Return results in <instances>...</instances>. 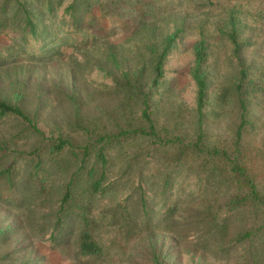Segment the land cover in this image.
<instances>
[{"label": "rangeland", "instance_id": "obj_1", "mask_svg": "<svg viewBox=\"0 0 264 264\" xmlns=\"http://www.w3.org/2000/svg\"><path fill=\"white\" fill-rule=\"evenodd\" d=\"M22 1L55 40L37 48L13 17L16 0H0V96L39 129L0 118V171L11 173L0 177V264H154L155 253L167 264H264V0H61L52 13L47 0ZM178 30L155 86L158 54ZM200 40L208 90L198 146ZM146 97L154 134L140 132L150 131ZM241 99L248 115L237 145ZM59 138L78 155L52 153ZM215 149L238 159L261 201ZM92 167L105 172L104 192L88 190ZM84 230L102 255L81 253Z\"/></svg>", "mask_w": 264, "mask_h": 264}, {"label": "trees", "instance_id": "obj_2", "mask_svg": "<svg viewBox=\"0 0 264 264\" xmlns=\"http://www.w3.org/2000/svg\"><path fill=\"white\" fill-rule=\"evenodd\" d=\"M61 3V0H47V10L48 12L52 13L56 9V7ZM74 5H69L68 10H73ZM22 16V17H21ZM14 19H17L18 21H21L22 23V33L24 34L25 39H33L35 42V45L37 48L41 49L48 41L55 40V37L53 36V31L48 29L45 24H42V18L43 15L41 12L37 9H32L28 7V4H25L22 0H16V9L14 13ZM20 18V19H19ZM239 29L238 24L234 19L231 20V29L228 33L229 38L233 42V44L236 46V48H239L241 46V43L239 42ZM180 35V31L173 32L169 37L166 43L164 44L163 50L158 54L157 61L155 64V76L153 79V85H158L161 82L162 77L164 76V62L166 57L168 56L169 52L174 48V45L176 43V40L178 36ZM39 40H43L42 45H39ZM196 65L193 70V75L197 83V110L199 113L198 118V139L196 141V144L199 146L200 142L203 139L204 131H203V108L205 105L206 97H207V90H208V82L206 79L205 74L201 70V65L204 62L206 58V46L203 40L198 41L196 44ZM242 74H245V70H242ZM242 87L241 83H238V88L240 89ZM240 109H241V122L238 125L236 135H237V145L239 144L242 135H243V129L247 123V115H248V108L247 104L244 99H241L240 101ZM150 110V103L147 99V97L144 99V109H143V117L148 121L150 131H140L144 134H154L155 132V123L153 120V117L151 115ZM17 116L24 121L28 122L31 127H33L36 131H39L38 127L36 126L34 120L32 117L24 110V108L17 102H12L7 98L0 96V118L4 116ZM101 139L100 141H102ZM89 145L84 146L85 154L87 153ZM70 147L71 150L78 155V147L74 145V143L70 139L65 138H59L58 141H56L52 145V153H60L64 148ZM7 149L5 146L0 145V151H4ZM216 154H222L225 158H227L232 164H233V170L238 174V178L242 180L243 183L248 185L250 187V197L254 201H261V197L259 196L256 185L254 181L247 175L246 170L241 165V163L238 161L237 158L231 157V155L227 151H221L219 149H215L212 151ZM97 160L102 164L103 169L105 170V167L108 165V158L107 155L104 152L103 148L98 149L97 151ZM84 164V163H82ZM83 166V165H82ZM80 166V168H82ZM41 171V161L38 160L36 163V172L35 174L38 176ZM104 173L103 172L98 177L97 169L92 167L88 171V178H87V185L88 190L91 193H99L104 192L105 186L102 185L104 180ZM8 176L11 179V173L10 169H4L0 171V177L2 176ZM79 175V172L74 173L73 179L68 183L66 193L62 199V207L61 212H64L67 210L65 208V205H67L70 201L73 200V193H72V187L75 183V177ZM45 176L42 177V182L44 183ZM80 251L85 256H100L102 255L103 249L99 245V243L96 241V239L93 237L92 233L88 230L82 231L80 235ZM153 263L154 264H167L164 259L160 256L159 253H155L153 256Z\"/></svg>", "mask_w": 264, "mask_h": 264}]
</instances>
